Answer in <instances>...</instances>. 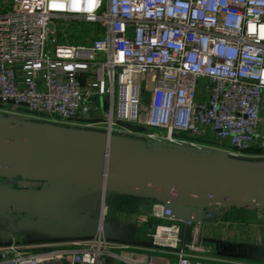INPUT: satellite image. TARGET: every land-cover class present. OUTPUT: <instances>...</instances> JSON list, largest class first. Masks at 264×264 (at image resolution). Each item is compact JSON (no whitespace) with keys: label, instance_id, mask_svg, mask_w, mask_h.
Returning a JSON list of instances; mask_svg holds the SVG:
<instances>
[{"label":"built area","instance_id":"obj_1","mask_svg":"<svg viewBox=\"0 0 264 264\" xmlns=\"http://www.w3.org/2000/svg\"><path fill=\"white\" fill-rule=\"evenodd\" d=\"M92 109L109 142L124 133L150 148L260 162L264 0H0V120L97 128ZM224 210L153 200L149 216L167 222L143 246H115L100 220L78 250L10 241L0 264H256L206 255L195 229Z\"/></svg>","mask_w":264,"mask_h":264},{"label":"water","instance_id":"obj_2","mask_svg":"<svg viewBox=\"0 0 264 264\" xmlns=\"http://www.w3.org/2000/svg\"><path fill=\"white\" fill-rule=\"evenodd\" d=\"M0 173L60 186L79 183L156 201L264 210L261 162L116 144L108 139L52 137L35 124L0 120Z\"/></svg>","mask_w":264,"mask_h":264},{"label":"crops","instance_id":"obj_3","mask_svg":"<svg viewBox=\"0 0 264 264\" xmlns=\"http://www.w3.org/2000/svg\"><path fill=\"white\" fill-rule=\"evenodd\" d=\"M101 135L88 132L81 139L104 142ZM152 202L150 198L102 192L79 183L60 186L0 173V245L14 241L30 252H72L80 247L76 242L95 232L101 220L115 246H143L154 225L167 222L149 216ZM195 232L211 258L264 264V210L225 208L220 222L200 225Z\"/></svg>","mask_w":264,"mask_h":264},{"label":"rangeland","instance_id":"obj_4","mask_svg":"<svg viewBox=\"0 0 264 264\" xmlns=\"http://www.w3.org/2000/svg\"><path fill=\"white\" fill-rule=\"evenodd\" d=\"M14 105V104H13ZM12 104L11 105H5L3 106V108L5 110H12L14 109V106ZM18 113H21L22 115L27 116L28 112L24 109H19L17 110ZM91 118L92 120H94L95 122L98 123L97 128H92V127H77V126H69V125H64V124H45L43 122H37V123H32V121H29L28 119H22L19 118L15 115H11L9 118L12 121L15 122H21L23 124H35L37 125L42 134L44 135H48V136H52V137H61V138H72V139H78V140H83L81 138H84L87 136L88 132L91 133H96V134H103L102 139L103 141L106 139V129H107V125H105V123H101L102 121V116L99 114V112L95 109L91 110ZM111 141H116V142H125V143H134L137 145L142 144V141L139 138H136L134 136L128 135V134H124V133H113L112 134V139ZM221 157H226V156H221ZM239 160H249L247 158H237ZM261 163H264V159L259 160ZM103 264H123V262H121L120 260L116 259L115 261L113 260H108L105 259L103 261Z\"/></svg>","mask_w":264,"mask_h":264},{"label":"trees","instance_id":"obj_5","mask_svg":"<svg viewBox=\"0 0 264 264\" xmlns=\"http://www.w3.org/2000/svg\"><path fill=\"white\" fill-rule=\"evenodd\" d=\"M141 145V144H140ZM245 161V160H244Z\"/></svg>","mask_w":264,"mask_h":264}]
</instances>
